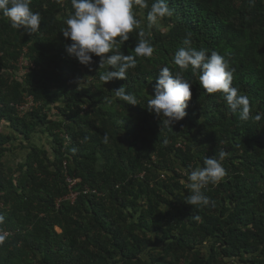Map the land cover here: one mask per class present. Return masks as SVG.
Segmentation results:
<instances>
[{"label": "trees", "instance_id": "1", "mask_svg": "<svg viewBox=\"0 0 264 264\" xmlns=\"http://www.w3.org/2000/svg\"><path fill=\"white\" fill-rule=\"evenodd\" d=\"M153 2L133 6L139 26L115 46L135 56L148 39L152 56L107 83L106 62L93 56L90 71L65 49L71 0H31L42 17L32 35L0 14V264H264V0H167L172 14L149 26ZM189 34L192 47L228 61L248 120L202 88L199 70L175 65ZM22 52L33 64L24 73ZM164 66L192 83L187 115L171 128L148 110ZM121 86L137 105L116 96ZM14 150L24 154L16 167L3 160ZM220 151L226 176L203 190L210 204H187L186 170ZM65 175L77 179L72 202Z\"/></svg>", "mask_w": 264, "mask_h": 264}, {"label": "clouds", "instance_id": "2", "mask_svg": "<svg viewBox=\"0 0 264 264\" xmlns=\"http://www.w3.org/2000/svg\"><path fill=\"white\" fill-rule=\"evenodd\" d=\"M31 0H0V14L8 18L13 29L21 28L30 35L40 30L42 17L40 12L33 11L30 7ZM74 12L65 20L66 28L62 31L63 37L71 41L65 46L68 54L74 55L78 62L89 68L93 64V56L99 57V65L105 62L110 66L100 79L107 83L114 79H127V71L136 66V56L150 57L154 52L153 46L148 39H141L134 48L135 56L125 55L122 52L115 51V46L120 42L129 39V33L139 26L133 12V6L139 5L141 8H148L147 0H71ZM172 14L167 0H154L147 15L149 26L155 25L158 18ZM143 37L145 33L140 32ZM183 45L174 55V63L181 70H187L190 66L199 70L200 85L207 93H222L229 109L233 112H239L241 120H248L251 112L250 100L247 95L241 94L240 90L233 86V70L224 56L216 51L201 48L197 50L191 46L190 34L183 40ZM109 53H112L109 55ZM1 55V53H0ZM32 64V63H31ZM30 61L22 52L15 65L19 71L24 73L26 67L30 66ZM33 66V64H32ZM115 94L120 99L130 105H137V98L126 92L124 86L116 89ZM192 83L186 80L181 73L175 75L167 66L160 69L156 77V83L153 86V95L148 101V110L157 117H165L164 123L172 126L181 121L186 115L188 102L192 98ZM34 105L32 97L20 104H15L18 114ZM86 110L82 106V112ZM256 120L261 116L256 115ZM171 128V127H170ZM105 134V140H107ZM179 142L176 147H179ZM227 153L220 151L218 157H205L204 166L186 170L187 188L186 203L198 207H206L210 204V199L204 194V189L209 184H217L226 176V170L222 161ZM185 177V172L183 173ZM160 179H164V173L159 174ZM70 178L65 175V180ZM73 184L68 188L67 194L63 197L69 201H74L77 192L72 189L77 179H72ZM75 193L72 199L69 193ZM5 216L0 213V225H3ZM6 239V233L0 228V244Z\"/></svg>", "mask_w": 264, "mask_h": 264}, {"label": "rangeland", "instance_id": "3", "mask_svg": "<svg viewBox=\"0 0 264 264\" xmlns=\"http://www.w3.org/2000/svg\"><path fill=\"white\" fill-rule=\"evenodd\" d=\"M5 127L3 128V133L7 134L10 129L7 128V124L4 122L3 124ZM44 138L41 140L42 142H45L48 138H46V135H43ZM24 154L22 153V151H16L14 150V153H7V155L3 158V160L7 163V164H12L13 167H16L17 162H22L24 160ZM17 175V174H15Z\"/></svg>", "mask_w": 264, "mask_h": 264}, {"label": "built area", "instance_id": "4", "mask_svg": "<svg viewBox=\"0 0 264 264\" xmlns=\"http://www.w3.org/2000/svg\"><path fill=\"white\" fill-rule=\"evenodd\" d=\"M66 180H67L68 183H69L68 188H70V186L73 184L74 181L71 180L70 178H67ZM69 196L73 199L74 196H75V193H73V192L70 191Z\"/></svg>", "mask_w": 264, "mask_h": 264}]
</instances>
